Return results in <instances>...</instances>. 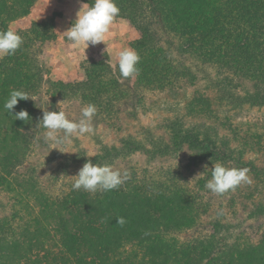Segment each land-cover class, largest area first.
I'll return each mask as SVG.
<instances>
[{
    "label": "rangeland",
    "instance_id": "obj_1",
    "mask_svg": "<svg viewBox=\"0 0 264 264\" xmlns=\"http://www.w3.org/2000/svg\"><path fill=\"white\" fill-rule=\"evenodd\" d=\"M4 1L0 13L6 16L7 30L18 33L35 23L49 39L40 40L29 51L31 55L26 54L41 66L42 76L41 83L28 91L8 84L0 58V234L4 232L9 243L17 244L15 237L23 243L18 249L11 244L14 250L8 251L4 264H33L27 258L44 253L35 237L55 233L59 218L75 237L74 221L81 216L108 219L111 230L120 235V240L108 236L109 257L101 256L105 264H264V105L246 100L258 91L264 93V77L232 72L182 53L178 39L156 24L158 44L174 62L188 66L193 80L182 78L157 88L136 85L137 76L118 78L129 94L119 105L116 119L111 122L97 115L92 122L94 134L52 149L45 142V129L37 126L43 111L63 110L78 121L85 105L79 99L54 97L48 81H84L83 63L89 59L117 69L119 51L135 50L141 32L129 20L116 18L105 44L85 50L74 47L63 32L71 27L81 3L93 0H36L24 16L35 17L30 23L11 19L18 11L15 0ZM226 12L224 29L236 32L235 13L230 8ZM12 90L25 91L33 99L14 107L13 115L20 110L29 113L27 123L15 120L3 108ZM171 121L193 133H211L219 148L227 147L232 157L225 166L247 168L251 182L222 195L211 193L205 184L218 162L199 161L196 151L186 145L170 154H162L155 146L170 143L167 125ZM124 138L141 143L145 150L154 148L157 154L122 151L118 160L108 164L129 174L119 188L70 193L74 176L86 163L80 156L92 158L102 145L120 148ZM171 173L177 176L176 182ZM173 184L177 190L172 197L163 188ZM118 218L124 219L123 226ZM148 227L158 230L150 233ZM48 263L44 259L40 264Z\"/></svg>",
    "mask_w": 264,
    "mask_h": 264
},
{
    "label": "trees",
    "instance_id": "obj_2",
    "mask_svg": "<svg viewBox=\"0 0 264 264\" xmlns=\"http://www.w3.org/2000/svg\"><path fill=\"white\" fill-rule=\"evenodd\" d=\"M35 1L15 0L14 7L18 11H15L11 19L29 14ZM115 2L120 8L117 18L129 20L141 32V38L135 44V51L141 57L138 64L140 74L137 76L136 85L162 88L174 85L179 79L192 81L195 77L188 66L174 62L167 51L158 44L160 39L156 24L178 39L182 53H189L202 62H216L232 72L241 70L252 73L253 76L264 77V0H115ZM4 3L7 2L0 0L1 7ZM229 8L235 13L233 21L236 23V32L229 27L224 29L225 22L222 19ZM0 16H3L0 31H7L4 19L6 16L3 13H0ZM18 34L24 39L21 49L13 56L2 58L1 67L8 84H15L19 89L28 91L41 83L42 76L41 66L26 54L31 55L29 51L37 43H41L40 40L49 39L45 38V30L40 29L35 23L30 29L20 30ZM83 68L86 75L84 81L76 83L48 81L54 97L79 99L83 105L94 104L97 107L96 116L113 122L119 114V105L129 94L128 87L118 79L122 78L119 68L114 69L104 61L94 59L86 60ZM246 100L254 106L264 105V93L258 91L248 96ZM200 101L197 100V103ZM27 102L31 103L30 100ZM30 111L34 113L32 109ZM167 128L170 143L159 142L155 145L163 152L162 154L174 153L186 145L190 150L196 151L198 154L196 158L199 161L209 159L225 166L232 158L228 148L220 149L216 138L207 131L193 133L184 130L176 121L168 123ZM121 145L120 148L102 145L99 154L92 158L81 155L80 160L108 165L118 160L122 151L123 154L139 151L157 154L156 149L145 150L144 145L131 139H122ZM195 156L192 158L194 161ZM173 173L171 174L176 182L177 176ZM163 190L168 196L173 197L176 195L177 185L165 186ZM74 192L73 189L70 191ZM57 222L55 233L48 237L46 234L45 238L42 235L41 239L35 237L44 253H35L32 260L27 258L28 261H32L33 264H40L44 259L48 260V264H105L101 256L109 257L111 249L106 245L108 236L113 235L114 239L120 240V235L111 230L108 219L99 217L91 220L87 216L79 217L74 221L75 237L71 235L67 223H63L60 218ZM151 228L148 227L147 232L154 233L158 230ZM3 233L0 234V264H4L8 251L14 250L11 248L13 245L17 249L19 245L23 246L16 237L14 241L18 247L15 243H9L7 237L2 236ZM46 245L47 248L44 247Z\"/></svg>",
    "mask_w": 264,
    "mask_h": 264
},
{
    "label": "clouds",
    "instance_id": "obj_3",
    "mask_svg": "<svg viewBox=\"0 0 264 264\" xmlns=\"http://www.w3.org/2000/svg\"><path fill=\"white\" fill-rule=\"evenodd\" d=\"M120 13V8L115 0H93L91 4L81 3L71 27L64 31L66 39L74 47H83L85 50L89 45L104 43L111 31L114 21ZM24 43L23 37L11 30L0 31V58L13 56ZM140 55L131 48H124L118 53V68L122 78L135 77L140 74L138 64ZM29 94L22 90H12L5 100L3 108L15 118L25 123L31 120L26 110H20L13 115L14 107L21 100H28ZM97 114L94 104H87L81 108V118L69 119L65 111H43L42 118L37 126L45 129V142L58 149L61 145L70 144L73 138L86 137L94 134L93 119ZM61 152V151H60ZM65 153V152H62ZM247 168H229L221 163L214 164L211 169V178L205 187L211 193L222 195L228 191H234L243 183H250ZM75 177L72 189L96 193L107 192L119 188L128 178L125 171L121 173L114 170L111 165L93 164L91 160L86 162ZM117 223L121 226L125 221L118 218Z\"/></svg>",
    "mask_w": 264,
    "mask_h": 264
},
{
    "label": "crops",
    "instance_id": "obj_4",
    "mask_svg": "<svg viewBox=\"0 0 264 264\" xmlns=\"http://www.w3.org/2000/svg\"><path fill=\"white\" fill-rule=\"evenodd\" d=\"M30 18H33V20H36L35 17L30 14L29 16L24 17V18H21V19L17 20L16 22H24V21L27 20L30 23L31 22V19ZM24 24H25L24 27H26L27 26V22H25Z\"/></svg>",
    "mask_w": 264,
    "mask_h": 264
}]
</instances>
